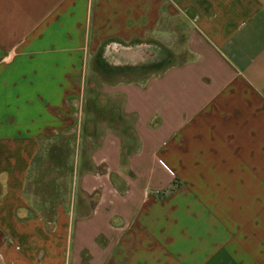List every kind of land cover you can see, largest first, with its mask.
Instances as JSON below:
<instances>
[{
	"label": "crops",
	"instance_id": "1",
	"mask_svg": "<svg viewBox=\"0 0 264 264\" xmlns=\"http://www.w3.org/2000/svg\"><path fill=\"white\" fill-rule=\"evenodd\" d=\"M151 43L174 62L102 87L132 131L87 150L91 60ZM0 264H264V0H0Z\"/></svg>",
	"mask_w": 264,
	"mask_h": 264
},
{
	"label": "rangeland",
	"instance_id": "2",
	"mask_svg": "<svg viewBox=\"0 0 264 264\" xmlns=\"http://www.w3.org/2000/svg\"><path fill=\"white\" fill-rule=\"evenodd\" d=\"M147 49V58L142 64L135 66H112L107 58L103 57L105 51L99 52L91 60L88 68L87 98L81 132L83 139L86 140L85 148L87 150L92 149L94 141L99 139V136L107 127L117 126L118 129H122L123 132H128L129 134L132 131L129 126L123 127L121 125H123L124 121L131 124L133 118L131 116H123L121 118L122 111L117 109L113 111L110 104L119 105L123 101L122 97H118L112 102L108 94L102 92V87L116 80L142 78L143 75L159 71L175 60L173 48L159 47L155 43H151ZM182 58L183 56L179 54L176 60ZM112 120L115 122H112ZM72 142L71 140H62L44 145L47 150H53L55 154L53 163L48 157L42 161L41 166L38 168V176L33 181V190L38 193L39 199L41 195H45V192L54 195L55 199H57L56 197L62 194L61 190H67V187H69L71 166L68 163V159L72 150Z\"/></svg>",
	"mask_w": 264,
	"mask_h": 264
},
{
	"label": "trees",
	"instance_id": "3",
	"mask_svg": "<svg viewBox=\"0 0 264 264\" xmlns=\"http://www.w3.org/2000/svg\"><path fill=\"white\" fill-rule=\"evenodd\" d=\"M125 130V129H124ZM123 132V131H122ZM123 133H126V132H123Z\"/></svg>",
	"mask_w": 264,
	"mask_h": 264
}]
</instances>
